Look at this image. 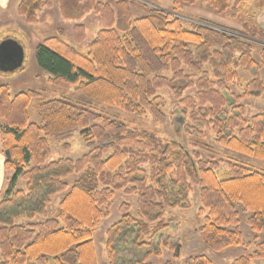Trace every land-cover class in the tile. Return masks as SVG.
Instances as JSON below:
<instances>
[{
    "label": "trees",
    "instance_id": "obj_1",
    "mask_svg": "<svg viewBox=\"0 0 264 264\" xmlns=\"http://www.w3.org/2000/svg\"><path fill=\"white\" fill-rule=\"evenodd\" d=\"M179 1H205L218 14L229 9L228 0L175 3ZM256 1L255 15L264 6V0ZM134 3L59 0L65 19L76 21L93 12L101 28L85 51L77 47L87 37L83 24L72 27L71 41L61 29L44 38L34 48L37 67L59 88H73L85 98L132 114L149 113L158 121L166 118L165 99L158 93L166 87L174 96V109L195 123L185 126L189 133L198 136L209 129L219 146L264 160V112L246 118L244 105L251 98L264 104V48L256 59L251 41L264 42V32L254 19L241 29L207 20L187 28L179 17L141 3L147 14L133 17ZM49 6L51 0H19L16 13L33 23L37 11ZM238 69L250 77L240 79ZM168 71L171 76L162 74ZM233 85L240 91H233ZM191 88L197 89L195 94L186 93ZM34 100H39L38 122L30 121ZM0 120L4 168L14 172L0 199V264H98L93 235L109 217L120 190L135 195L136 213L124 201L119 219L105 229L107 264H152L151 258L160 257L164 249L177 258L181 246L166 233V210L186 207L192 185L199 186L200 213L205 211L197 228L202 243L215 251L240 248L232 264L264 259V172L226 160L227 174L219 178L214 158L203 159L175 140H163L69 100H43L34 89L12 95L0 84ZM77 128L85 143L97 145L79 158L48 162V137ZM72 175L78 178L69 183ZM19 179L24 186L17 188ZM59 194L51 216L48 206ZM182 264L212 262L196 254Z\"/></svg>",
    "mask_w": 264,
    "mask_h": 264
},
{
    "label": "rangeland",
    "instance_id": "obj_2",
    "mask_svg": "<svg viewBox=\"0 0 264 264\" xmlns=\"http://www.w3.org/2000/svg\"><path fill=\"white\" fill-rule=\"evenodd\" d=\"M136 1L138 3H134L132 5L133 17L147 14L146 8L142 5H138L141 3L149 7H156L164 12L179 17L182 20L183 25L187 28H189L190 24L192 23H201L203 20H207L210 23L214 22L219 26L221 25L222 27L241 29L245 24L244 22L254 19L255 25L264 32V20L260 18V15H264L261 13L264 10V6L261 10H259V13L255 15L258 4L256 0L239 2L237 5L235 3L239 0H228L229 9L223 14L216 13V11L211 9L205 1H198L193 4H186L180 1L176 4L175 0ZM17 15L13 14L12 10L7 11L5 16L7 21L4 20V23H2L0 20V39L3 41L5 39V35L11 34L9 35L10 39L17 40L24 48L23 66H25L24 70L26 72L24 74H21L19 70H16L13 73L8 72L5 75L9 76V78H13V80H8V82H6V80L0 81V84H6L9 87L10 92H13L16 89H25L21 91H26L29 89L38 90L41 92V99L43 100L66 99L102 115L123 121L130 127L150 131L163 140H175L179 142L181 147H183L189 153L195 151L203 159H209L211 157L219 161V164L215 169L216 175L219 178H223L227 174L228 166L225 162L226 160H230L237 164H242L254 170L264 172V160L246 156L219 146L214 139V134L209 129L203 130V134L198 136H195L193 133H189L185 126L191 128L194 127L195 123H193L189 117L183 119L182 115L174 109V96L166 87H162L158 91V93L165 99L162 110H164L166 113V118L164 121H158L154 119L149 113L144 116L132 114L116 106L107 105L85 98L84 96L76 93L73 88L63 89L50 83L48 79V73L40 72V70L36 68V64L34 63L35 61H33L35 46L43 41L44 38L55 35L60 29L64 32L65 39L71 41L72 27L76 24H83L86 28L87 37L86 40L83 43L77 45V47L85 51L87 43L93 39L97 31L101 28L100 19L98 16L93 14V12H87L81 19L76 21L68 20L65 19L60 13L59 0H51V6L44 7L43 9L37 11L36 22L28 23L23 17L22 21H18ZM220 29L225 31L222 28ZM251 41L256 44L253 54L254 57L258 59L260 50L264 48V42L256 39ZM238 70L240 79H247L250 77L244 72L243 69ZM162 74L168 77L171 76V72L169 71ZM261 77L264 80V69H262ZM236 86L237 85H233L231 88L233 91L239 92L240 87ZM196 90L197 89L191 88L187 90L186 93L190 92L191 94H195ZM38 102L39 100H34L29 108L30 121L32 122H38L36 111ZM244 105L246 118L258 112H264V104L261 99H246L244 101ZM2 122L3 121L0 120V126ZM80 132L81 128H77L61 137H48L51 153L47 161H55L60 158L76 159L97 145V143H92L91 145L85 143ZM218 159L223 161L221 162ZM5 174L7 175V183L0 194V199L4 196L5 190L8 187V181L13 176L14 172L12 170H6ZM76 178H78V175H72L68 177V182L72 183ZM16 186L17 188L23 187L24 182L19 179ZM191 190L192 191L188 196L189 204L186 207L178 206L176 208H168L165 215L166 219H170V227L166 230V233L172 235L171 238L176 239L181 246L179 257L174 258L168 249H164L163 254L160 257L151 258V263L162 264L165 261H171L174 264H182L190 256L202 254L210 259L212 264H232V261L241 254L240 248H227L224 250L215 251L205 246L200 240L197 228L203 223L205 211L200 213L202 203L200 200L201 197L199 186L192 185ZM61 196L62 194H59L52 198V201L48 206L51 216L56 213L57 203L59 202ZM124 201L130 202L131 212L133 214L136 213L135 195H127L121 190L117 191L109 207V217L102 221V223L98 226V228H96V231L94 232L93 240L98 264H107L104 249L105 229L111 223L119 219V206ZM243 216L244 215L241 214L242 220H244ZM35 220L38 221L39 217H36ZM242 230L245 233V241L249 242L250 236L248 235V230L245 224H242ZM253 250L254 246H250L248 248V251L250 252ZM251 264H264V259H253Z\"/></svg>",
    "mask_w": 264,
    "mask_h": 264
},
{
    "label": "crops",
    "instance_id": "obj_3",
    "mask_svg": "<svg viewBox=\"0 0 264 264\" xmlns=\"http://www.w3.org/2000/svg\"><path fill=\"white\" fill-rule=\"evenodd\" d=\"M19 2V0H0V20L2 23H4V20H6L7 18H5L6 16V13L7 11H11L13 12V14L17 15L16 14V6H17V3ZM262 14H264V10L261 12ZM11 16V15H10ZM264 15H260V18H262L264 20ZM10 18V17H9ZM17 19L18 21H22L23 18L21 16H18L17 15ZM20 19V20H19ZM7 21V20H6ZM1 22H0V27H1ZM76 23V22H75ZM11 34H7L5 35V39H10V36ZM4 39V40H5ZM2 40L0 39V42ZM17 41V40H16ZM20 43V42H19ZM21 44V43H20ZM22 45V44H21ZM23 47V46H22ZM23 52H24V48H23ZM24 61V59H23ZM35 61V59L33 60ZM35 63V62H34ZM36 64V63H35ZM33 64V65H35ZM23 67V68H22ZM24 67L23 66V63H22V66L21 68L22 69H17L20 71L21 74H24L26 71L24 70ZM36 68L39 69L36 65ZM40 70V69H39ZM16 71V70H15ZM14 72V71H13ZM11 72V73H13ZM40 72L44 73L42 70H40ZM7 72L5 71H1L0 70V75H3V76H0V81L2 80H6V82H8V80H13V78H9V76H6L5 74H7ZM10 73V72H9ZM21 90H25V89H16L14 90L13 92L11 91V94L14 95L16 94L17 92H20ZM6 170L4 168V154L2 152V143H1V138H0V194L2 192V190L5 188V185H6V180H7V175L5 174Z\"/></svg>",
    "mask_w": 264,
    "mask_h": 264
},
{
    "label": "water",
    "instance_id": "obj_4",
    "mask_svg": "<svg viewBox=\"0 0 264 264\" xmlns=\"http://www.w3.org/2000/svg\"><path fill=\"white\" fill-rule=\"evenodd\" d=\"M24 52L22 45L14 39L0 42V70L13 72L22 66Z\"/></svg>",
    "mask_w": 264,
    "mask_h": 264
}]
</instances>
